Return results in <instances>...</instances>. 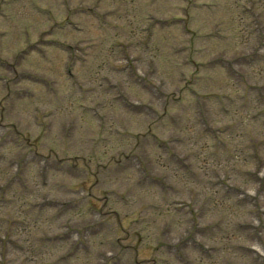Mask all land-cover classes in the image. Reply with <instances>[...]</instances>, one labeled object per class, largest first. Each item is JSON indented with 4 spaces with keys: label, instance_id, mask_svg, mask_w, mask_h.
Returning a JSON list of instances; mask_svg holds the SVG:
<instances>
[{
    "label": "rangeland",
    "instance_id": "1",
    "mask_svg": "<svg viewBox=\"0 0 264 264\" xmlns=\"http://www.w3.org/2000/svg\"><path fill=\"white\" fill-rule=\"evenodd\" d=\"M243 150L264 0H0V264H264Z\"/></svg>",
    "mask_w": 264,
    "mask_h": 264
}]
</instances>
